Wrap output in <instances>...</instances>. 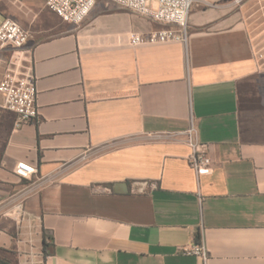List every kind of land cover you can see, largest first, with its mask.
<instances>
[{
    "label": "crops",
    "instance_id": "obj_1",
    "mask_svg": "<svg viewBox=\"0 0 264 264\" xmlns=\"http://www.w3.org/2000/svg\"><path fill=\"white\" fill-rule=\"evenodd\" d=\"M251 1L195 0L185 42L139 46L130 33L177 27L113 0L79 25L43 0L33 27L0 13L26 28L0 58L34 80L38 107L19 128L0 108V262L264 264V36ZM190 124L212 175L187 162ZM198 238L205 263L179 251Z\"/></svg>",
    "mask_w": 264,
    "mask_h": 264
},
{
    "label": "built area",
    "instance_id": "obj_2",
    "mask_svg": "<svg viewBox=\"0 0 264 264\" xmlns=\"http://www.w3.org/2000/svg\"><path fill=\"white\" fill-rule=\"evenodd\" d=\"M119 7L135 14L147 17L155 22L173 25L174 29L154 31L148 35L130 33L131 46L155 45L168 42H185L188 30L190 10L195 0H113ZM47 9L64 23L79 25L89 15L96 0H43ZM28 40V33L16 22L4 19L0 22V51L8 48L19 50ZM5 60L0 58V108L16 116L15 128L38 116L36 88L34 80L18 77L5 69ZM190 152L187 162L198 178L212 175L213 164L209 157V146L201 143L192 124L182 133ZM19 174L32 176L36 173L33 165L27 162L17 163ZM183 255L195 256L203 263L207 261V251L199 238L191 244L179 247Z\"/></svg>",
    "mask_w": 264,
    "mask_h": 264
},
{
    "label": "rangeland",
    "instance_id": "obj_3",
    "mask_svg": "<svg viewBox=\"0 0 264 264\" xmlns=\"http://www.w3.org/2000/svg\"><path fill=\"white\" fill-rule=\"evenodd\" d=\"M40 1L42 0H0V13L2 14L3 17L11 18V19H14L12 16L13 14H16L17 16H23L26 19H28L27 23H29V25L33 27L37 23L32 15V12L29 9V6L32 8L36 6L38 7V2ZM245 12H246V8H245ZM247 13L248 14L252 13L254 15L253 21L255 25L254 26L255 33L261 34L260 35V40H261L262 36H264V32H262V30L264 29V0H252L248 7ZM20 26L25 28V26L22 24H20ZM7 53L8 50L0 51V56L3 55L5 56V54Z\"/></svg>",
    "mask_w": 264,
    "mask_h": 264
},
{
    "label": "trees",
    "instance_id": "obj_4",
    "mask_svg": "<svg viewBox=\"0 0 264 264\" xmlns=\"http://www.w3.org/2000/svg\"><path fill=\"white\" fill-rule=\"evenodd\" d=\"M198 240H199V238H198ZM0 264H4L3 262H0Z\"/></svg>",
    "mask_w": 264,
    "mask_h": 264
}]
</instances>
